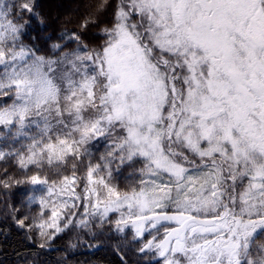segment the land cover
Segmentation results:
<instances>
[{
	"label": "snow or ice",
	"instance_id": "1",
	"mask_svg": "<svg viewBox=\"0 0 264 264\" xmlns=\"http://www.w3.org/2000/svg\"><path fill=\"white\" fill-rule=\"evenodd\" d=\"M37 7L0 0L4 218L121 264H264V0H82L43 51Z\"/></svg>",
	"mask_w": 264,
	"mask_h": 264
},
{
	"label": "trees",
	"instance_id": "2",
	"mask_svg": "<svg viewBox=\"0 0 264 264\" xmlns=\"http://www.w3.org/2000/svg\"><path fill=\"white\" fill-rule=\"evenodd\" d=\"M82 0H37V12L44 18L46 27H41L39 18L33 20L31 27L24 37L25 42L32 41L42 51L51 44L55 35L62 27H73L78 20V5ZM89 2V0H83ZM95 2V0H91ZM82 10V9H81ZM71 18L72 23L65 25L63 21ZM53 35V41H46L45 37ZM33 37L36 39L33 40ZM17 190L9 193H0V264H121L120 255L113 250V244L117 242L116 237L107 240L97 249L88 247V244H96L87 236H82L83 243L77 244L74 232L62 234L49 248L41 249L39 241H29L24 230L18 229L11 217L3 216L4 201L19 206ZM6 233V236H5ZM129 233V237H130ZM103 239V238H102ZM264 242V236L257 237V243ZM124 245V241H120ZM70 244H77L75 248ZM140 245L129 244L126 248L125 259L127 264H145L150 260L147 255L138 256L135 249Z\"/></svg>",
	"mask_w": 264,
	"mask_h": 264
},
{
	"label": "rangeland",
	"instance_id": "3",
	"mask_svg": "<svg viewBox=\"0 0 264 264\" xmlns=\"http://www.w3.org/2000/svg\"><path fill=\"white\" fill-rule=\"evenodd\" d=\"M257 242V241H256ZM151 255H147V257L150 259L151 257H150Z\"/></svg>",
	"mask_w": 264,
	"mask_h": 264
},
{
	"label": "water",
	"instance_id": "4",
	"mask_svg": "<svg viewBox=\"0 0 264 264\" xmlns=\"http://www.w3.org/2000/svg\"><path fill=\"white\" fill-rule=\"evenodd\" d=\"M98 247H94V248H92L91 250H94V249H97Z\"/></svg>",
	"mask_w": 264,
	"mask_h": 264
},
{
	"label": "flooded vegetation",
	"instance_id": "5",
	"mask_svg": "<svg viewBox=\"0 0 264 264\" xmlns=\"http://www.w3.org/2000/svg\"><path fill=\"white\" fill-rule=\"evenodd\" d=\"M151 257V256H150ZM151 259V258H150Z\"/></svg>",
	"mask_w": 264,
	"mask_h": 264
}]
</instances>
